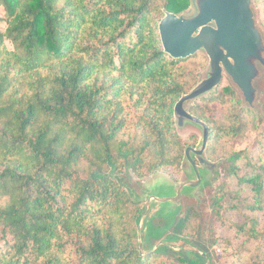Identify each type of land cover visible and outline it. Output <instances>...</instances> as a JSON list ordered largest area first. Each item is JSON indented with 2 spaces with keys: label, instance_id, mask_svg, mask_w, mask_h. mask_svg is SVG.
I'll use <instances>...</instances> for the list:
<instances>
[{
  "label": "trees",
  "instance_id": "16d2710c",
  "mask_svg": "<svg viewBox=\"0 0 264 264\" xmlns=\"http://www.w3.org/2000/svg\"><path fill=\"white\" fill-rule=\"evenodd\" d=\"M192 3L0 0V264H211L204 244L185 238L199 232L193 209L160 223L157 235L172 228L177 250L156 242L141 253L145 202L120 181L128 173L186 179V149L199 139L180 136L175 106L210 59L169 56L159 24ZM213 103L228 105L222 120L207 116ZM256 110L230 85L188 108L210 129L203 158L228 165L210 203L228 228L210 242L234 246L245 264H264V115ZM249 132L260 137L256 147L235 150Z\"/></svg>",
  "mask_w": 264,
  "mask_h": 264
},
{
  "label": "water",
  "instance_id": "95a60500",
  "mask_svg": "<svg viewBox=\"0 0 264 264\" xmlns=\"http://www.w3.org/2000/svg\"><path fill=\"white\" fill-rule=\"evenodd\" d=\"M194 2L198 8L197 15L188 19L184 14L177 16L166 13L159 24V32L164 50L172 58L188 59L199 52H204L210 59V68L206 72V78L190 94L183 96L175 106L179 128H184L187 123L191 124L202 130L203 137L201 146L199 144L196 149L190 147L186 149V159L183 164L186 174L185 181L175 183L168 176L158 173L144 182V191L145 186L152 181L171 184L175 198L157 200L151 197L141 200L145 202L139 226L141 253H144L145 235L143 232H146V224L150 218L153 203L165 204L169 202L172 203L171 209H176L181 206L185 197L182 191L187 187L194 189L192 198L198 199L197 196L202 195L196 194L202 180L199 165L194 161V156L198 157L201 166L215 172L218 182L217 169L220 164H212L203 158L208 146L210 129L202 120L188 112L189 105L197 98L219 88L223 82L224 74H227L242 92L247 102L245 105L256 109L253 102L255 93L253 82L258 75L256 63H264V41L256 26L253 1L193 0ZM192 173L195 174V180L191 181ZM174 213L178 215L180 211ZM167 221H174V219H167Z\"/></svg>",
  "mask_w": 264,
  "mask_h": 264
},
{
  "label": "rangeland",
  "instance_id": "374dc122",
  "mask_svg": "<svg viewBox=\"0 0 264 264\" xmlns=\"http://www.w3.org/2000/svg\"><path fill=\"white\" fill-rule=\"evenodd\" d=\"M253 12H254L256 26L260 30L264 41V0H257L255 6H253ZM197 13H198V8L194 2L190 7V9L184 13V16L185 18L190 19L195 15H197ZM2 16L3 14L0 12V29L4 31L6 24L1 20ZM200 54L202 55V57L204 56L203 58H207L208 60V57L207 55H205V53L204 54L200 53ZM208 62L207 61L205 62L204 60V66L202 67L199 73L200 82L206 78V72L208 70V65H209ZM256 68L258 75L253 82V87L255 89L253 102L255 108L257 109L256 110L257 114L261 116L264 115V63L261 64L260 62H257ZM229 85L232 86L233 89L235 90L238 99L242 103L247 104L239 88L232 82V79L227 74H224L223 82L220 85V88L223 89L224 87H227ZM210 107L211 109L209 108V110L206 113L207 116L213 120H222L227 112L228 105L227 104L218 105L216 103H213ZM263 131H264V122L261 127V132ZM179 134L184 140L189 142H192L198 138L199 139L198 142L200 144L199 146H201L203 134L200 128H197L187 123L186 126L179 131ZM259 139L260 137L258 136L257 132H249L240 143L234 146V148L237 151H241L246 148H248L249 150L254 149ZM198 167L202 181H201V186L197 190L196 194L200 193L202 195L197 196L198 199L192 198L194 196V189L187 187L182 191L183 196L185 197L181 202V206L176 209H171L172 207L170 206L172 205V203L169 202H166L165 204L153 203L154 205L152 206V212L147 222L150 227V230L152 231V236L150 235L147 238L144 237V244H149L151 247L156 242L158 244L157 247L159 246V244H163V245L167 244L169 246H173V244H175L174 248L177 250L179 247L178 243H174L171 241L172 238L171 236H174L172 228L169 229L167 232L165 231L164 232L165 235H161V236L157 235V231L160 229L161 226L160 223L163 221V219H165V221H167V219L175 220L177 218V215L174 212L181 211L180 208H183L182 209L183 216L186 214V211L188 209H193V211L196 213L195 223L198 224L197 226L199 232H193L192 234H190L185 238L191 240L193 244H199L201 246H203L202 244H204V246L208 249L209 254L211 256V264H245L246 262H248L249 258L238 259V257L235 256L236 249L234 246L226 247L224 243L219 242L212 244V242H210L211 234L213 235V233L216 234L223 233L219 229L227 230L228 226H225L223 222L221 223L216 222L217 219L214 217L213 215L214 211L212 210V207L210 205L212 200L211 193L214 189V185L217 182L215 177V172L201 165H199ZM227 167L228 165L226 163H221V165L218 166L217 169V173L219 175L218 182L226 172ZM175 173L180 175L179 172H175ZM181 179H183V177H181ZM190 179L191 181L195 180L194 173L190 175ZM146 180L147 179L138 178L132 175L131 173H128L125 176H120L121 183L124 184L125 188L128 190L130 195L136 201H141L144 199L147 200L151 197L157 200L175 198V192L173 186L167 183L162 184V183H155L156 181H152L150 184L145 186V191H144L143 184ZM143 234L145 235L144 232ZM147 251L148 250H145V252Z\"/></svg>",
  "mask_w": 264,
  "mask_h": 264
}]
</instances>
